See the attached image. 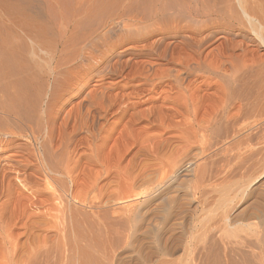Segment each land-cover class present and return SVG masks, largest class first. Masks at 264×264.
Masks as SVG:
<instances>
[{
    "label": "bare ground",
    "instance_id": "6f19581e",
    "mask_svg": "<svg viewBox=\"0 0 264 264\" xmlns=\"http://www.w3.org/2000/svg\"><path fill=\"white\" fill-rule=\"evenodd\" d=\"M263 174L264 0H0V264H264Z\"/></svg>",
    "mask_w": 264,
    "mask_h": 264
},
{
    "label": "rangeland",
    "instance_id": "374dc122",
    "mask_svg": "<svg viewBox=\"0 0 264 264\" xmlns=\"http://www.w3.org/2000/svg\"><path fill=\"white\" fill-rule=\"evenodd\" d=\"M24 50H25V48L23 49V52L21 51V53H22L21 55H22V56H25V53H26L27 55H26L24 58L21 56L22 59H23V64H26V63L29 64V67H31V68L33 67L32 69H34L35 66L38 64L39 66H36V68H35L33 71H32L31 68H30L31 71H29V72H34V73L37 72L38 69H39L38 67L41 66V64H40L41 61H40V60H39L40 62L37 61L38 59H36V58H33L34 60H27L28 58L30 59V56H29V54H28V52H27L28 49H27L26 52H25ZM24 52H25V53H24ZM23 53H24V54H23ZM26 57H28V58L26 59ZM42 58H43V57H42ZM31 59H32V58H31ZM35 59H36V60H35ZM43 59H44V58H43ZM28 61H29V62H28ZM32 61H34V62H32ZM36 61H37V63L35 64ZM30 62H32V66H31ZM33 63H34L35 66L33 65ZM43 65H44V64H42V66H41V68H42L43 70L39 69V71H38V72H39V76H40V74H41V76H40L41 78H42V77H45V76L48 75V70H47V68H45L46 66H43ZM27 66H28V65H27ZM37 68H38V69H37ZM44 68L47 70V72H43V71H45ZM28 69H29V68H27L26 70H28ZM41 72H43V73H41ZM117 80H118V79H116V80H114V81H112V80H109V81H108V80H105L106 82L104 81V82L100 83L101 85H99V83H98L99 90L102 89V88L105 86L104 83H106V87H105V88H107V87H108L107 85H109V84L111 83V81H112V83H114L115 81H116V82L120 81V80H118V81H117ZM92 83H93V84H92ZM108 83H109V84H108ZM120 84H121V83H119V85H120ZM91 85H92V86H91ZM93 85H95V81L92 80V81L90 82V84L88 85V87L86 88L85 91H83L79 96H76V98H75V97L73 98V100H72L73 102L71 101L72 104L63 107V110H62V112L60 113V116H61V117H65L66 114H67V112H68V110H70V108L74 105V102H75V103H76L77 101L79 102V100H81L83 97L87 96L86 94H88V92L91 90V88L93 87ZM98 86H97V88H98ZM105 88H103V90H104ZM72 93H73V91H72ZM72 93H70L68 96L71 97V96H72ZM75 99H76V101H75ZM23 142L25 143V141L22 140V143H23ZM145 144L147 145V146L144 145V146L147 148L146 150H148V151L151 152L152 149H153V148L150 147L151 145H148L149 143H145ZM150 144H151V143H150ZM152 144H153V143H152ZM144 149H145V148H144ZM133 153H134V152H133ZM133 153H131V154L126 158V160H125L124 162H122L121 165H120V169H121L120 171H122L123 174L125 173L124 175H129L130 173H132V172H134V171H137V170L140 168V166H139L138 164L135 165L133 162H132L133 164L130 163V159L133 157V156H132ZM164 153H168V150L164 151ZM191 154H192V153H191ZM147 155H148V156H147ZM140 157H142L143 160L149 158V160H151V161H152L153 158H154L153 155H151V154H145V155H141V154H140L138 158H139V160H142ZM150 158H151V159H150ZM139 160L137 159V162H136V163H139V162H138ZM132 165H133V166H132ZM126 167H128V168H126ZM132 168H133L134 170H133ZM124 169H126V170H124ZM127 169H128V170H127ZM123 171H124V172H123ZM128 171H129V172H128ZM112 174H113V175H112ZM112 174H111L108 178H106V179H104L103 181H101V182H100V185H104L105 183H107V182H108L109 180H111V179L114 180V179L116 178V176H115L114 173H112ZM235 176H237V177H235ZM232 178H234V179H232ZM232 178H228V179H225V180L222 179V180H220V181H219V180L217 181V179H214V180H213V179H210V180H212L211 182H212L213 187L216 186L215 189L222 190V186H225V185H227V184H228V186H229V184H230V186H234V185H232V184H233V183H236L237 181H239L240 178H241V176H240V174H239V175L236 174V175H234V177H232ZM215 180H216V182H215ZM259 180H261V181L264 180V174H263V176H262ZM105 181H106V182H105ZM180 181L183 182V181H185V179L180 178V180H179L178 182L181 183ZM235 181H236V182H235ZM214 182H215V183H214ZM223 182H225L226 184L223 183ZM232 182H233V183H232ZM174 183H175V182H174ZM174 183H173V184H174ZM222 183H223V184H222ZM224 184H225V185H224ZM258 184H259V183H257V185H258ZM230 186H229V187H230ZM212 191H213V190H212ZM212 191H210V193H209V195H208V198L210 199V200L208 199V200L210 201V202H208V203H209V206H208V203L206 204V207H207V206L210 207V208L207 207L208 209H211V207H212L211 205H214V206L216 207V201H217V203H218L219 197H220V195H221V193H219L217 190H215V191H213V192H212ZM216 191H217V192H216ZM184 193H185V192H182V193L178 194V197H179V195H180V196H182V197L184 198L183 200L181 199V200L183 201V203L188 202V201L190 202V201L192 200V199H191V198H192L191 195H190V194H186V193L184 194ZM216 193L219 194V195H217ZM185 195H187V196L185 197ZM213 195H214L215 197H214ZM218 196H219V197H218ZM182 197H181V198H182ZM188 197H191V198L188 199ZM217 197H218V198H217ZM179 199H180V197H179ZM179 199H178V203H182V201L179 200ZM185 199H186V200H185ZM216 199H217V200H216ZM214 202H215V203H214ZM183 203H182V204H183ZM195 203H196V202L193 203V201H191L190 204H187V203H186V205L184 204L183 206L185 207L186 210L188 209V210H187L188 213L191 211V212L189 213V216L187 217V220H188V221L186 220V224H187V222H188V224H189L190 222H191V223L193 222V224L195 225V229H196V230H194V235H195V232H196V236H199L200 232L202 231V229L199 230V229L201 228L200 225L203 223L202 225L204 226V221H205L204 219H205V218H204L203 216H204V215L206 216V214L208 215L209 212L207 211V210H208L207 208H206V209L204 208V210L207 211V213H206V212L202 209V207H196L197 204H195ZM210 203H211V204H210ZM213 203H214V204H213ZM261 204L263 205V203H261ZM261 204H260V206H261ZM189 205H191V206H189ZM187 206H188V207H187ZM214 206H213V208H215ZM193 207H194V208H193ZM195 207H196V208H195ZM251 207H252V206H251ZM251 207H249V208L247 209L246 213L249 212L247 215H249V214L253 211V209H252ZM197 208H198V209H197ZM200 208H201V209H200ZM240 208H242V207H240ZM240 208H238V210H237L236 212L240 211ZM199 209H200V210H199ZM249 209H250L251 212L249 211ZM189 210H190V211H189ZM196 210H197V211H196ZM202 210H203L206 214H204ZM201 211H202V212H201ZM193 212H194L195 214H194ZM236 212H235L234 215H236ZM192 213H193V214H192ZM190 214H191V215H190ZM199 214L202 216V218H204L203 220H202V218L200 217ZM203 214H204V215H203ZM192 215H193V216H192ZM194 215H196V216H194ZM190 216H191L193 219L190 218ZM196 217H198L197 225H196V223H195V222L197 221V218H196ZM206 217H207V216H206ZM195 218H196V219H195ZM189 219H190V220H189ZM191 219H192L193 221H192ZM199 219H201V220H199ZM201 221H202V223H201ZM217 222H219V221L217 220ZM143 224H144V225H143ZM145 224H146V222L143 223V221H142L140 224L135 225L134 228H133V230H132V234H134L135 236H134V238H133V235L130 234V235H131V240H132V241L129 239V240H128V243H127V245L129 246V249H128V246H127V247L125 246V249L127 248L126 250H125L124 248H122L121 250L118 251V256H119L120 258H123V260L126 261V263L130 261L128 264H134L135 262H133V261H136V257H137V256H134L135 254L131 255L132 252L134 253V251H137V252L140 251L143 255H146V254L150 251V249L147 248V247H150V248L152 247V245L148 243V242L150 241V240H149V237H148L147 235H144V234H145V227H144V226L147 227V225H145ZM199 224H200V225H199ZM219 224L221 225V223H219ZM139 225H140V226L142 225V227H140ZM202 225H201V226H202ZM137 226H138V227H137ZM136 227H137V228H136ZM143 227H144V228H143ZM199 227H200V228H199ZM141 228H143L144 233L142 232V229H141ZM186 228H188V227L185 226V231H184L185 233H187V231H188ZM197 228H198V230H199L200 232H199V231L197 232ZM136 229L139 230V231H137ZM140 229H141V230H140ZM146 231H147V228H146ZM135 232H136V234H137L138 236L135 234ZM138 232H140V234H139ZM198 233H199V234H198ZM197 234H198V235H197ZM178 235H180V234L177 232V233H176V236H178ZM141 236H142V237H141ZM135 237H136V238H135ZM143 237H144V238H143ZM145 237H146L147 239H146ZM138 238H139V239H140V238H143V239H140V240H139ZM133 239H134V240H133ZM164 239H165V237L163 238V240H164ZM137 240H138V241H137ZM141 240H142L143 242H142ZM145 240H146V242H145ZM129 241H130V242H129ZM136 241H137V242H136ZM147 241H148V242H147ZM131 242H132V243H131ZM135 242H136V243H135ZM139 242H140V244H141V242H142V244L140 245L141 247L138 245ZM129 243H130L131 246H132V245H134V246H133V247H130ZM133 243H134V244H133ZM147 243H148V244H147ZM150 243H151V242H150ZM176 243H178V242H176ZM135 244H136V245H135ZM145 244L147 245V247H145V246H146ZM180 244H181V243H178V244H175V245L180 246L179 248L183 250V245H182V244L180 245ZM199 244H200V243H199ZM199 244H198V245H199ZM137 245H138L139 248H141V249H139ZM143 245H144V246H143ZM150 245H151V246H150ZM135 246H136L137 248H136ZM173 246H174V244H173ZM134 247H135V249H134ZM144 247H145V248H144ZM153 247H154V246H153ZM153 247H152V248H153ZM171 247H172V245H171ZM131 248H132L134 251H133ZM152 248H151V251H153ZM196 248H197V247H196ZM142 249H143V250H142ZM144 249H145V251H144ZM122 250H123V251H122ZM128 250H129V251H128ZM121 251H122V252H121ZM124 251H125V252H124ZM127 251H128V252H127ZM137 252H135V253H137ZM145 252H146V253H145ZM123 253H125V255H124ZM129 253H131V254H129ZM122 254H123L125 257H127V254H129L128 256H130V259H131V260L128 259V258H125ZM180 254H181V256H179ZM120 255H121V256H120ZM136 255H137V254H136ZM182 256H183L184 258H183ZM186 256H187V255L184 256V253L180 252V253L176 256V259L178 260V262H180V263L182 262V263H183V262L186 260ZM133 257H134V258H133ZM178 257H179V258H178ZM124 258H125V259H124ZM126 259H127V260H126ZM128 260H129V261H128Z\"/></svg>",
    "mask_w": 264,
    "mask_h": 264
}]
</instances>
